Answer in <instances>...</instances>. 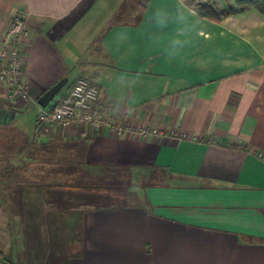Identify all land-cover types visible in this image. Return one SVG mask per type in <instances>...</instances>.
I'll use <instances>...</instances> for the list:
<instances>
[{
  "label": "crops",
  "instance_id": "0c3cea01",
  "mask_svg": "<svg viewBox=\"0 0 264 264\" xmlns=\"http://www.w3.org/2000/svg\"><path fill=\"white\" fill-rule=\"evenodd\" d=\"M201 1L233 9L0 0V36L27 16L31 96L0 87V264H264V11ZM63 77L161 132L39 125L38 98Z\"/></svg>",
  "mask_w": 264,
  "mask_h": 264
},
{
  "label": "built area",
  "instance_id": "2783aa9c",
  "mask_svg": "<svg viewBox=\"0 0 264 264\" xmlns=\"http://www.w3.org/2000/svg\"><path fill=\"white\" fill-rule=\"evenodd\" d=\"M16 10L6 23L0 36V87L4 86L7 99L30 103L31 96L20 77L24 61L26 19ZM39 125L61 123L69 125H106L115 133L139 131L145 134H159V129H143L137 125H127L117 116H107L100 99L98 87L85 78H77L61 90L45 105H38Z\"/></svg>",
  "mask_w": 264,
  "mask_h": 264
},
{
  "label": "trees",
  "instance_id": "16d2710c",
  "mask_svg": "<svg viewBox=\"0 0 264 264\" xmlns=\"http://www.w3.org/2000/svg\"><path fill=\"white\" fill-rule=\"evenodd\" d=\"M234 1L238 6L243 7L246 5H251L264 11V0H234ZM193 7L196 8L198 13L215 18H219L222 15H226L230 13L233 9L232 6H229L225 11H217L213 8V5L209 4V2L201 1V0H195V4L193 5Z\"/></svg>",
  "mask_w": 264,
  "mask_h": 264
},
{
  "label": "water",
  "instance_id": "95a60500",
  "mask_svg": "<svg viewBox=\"0 0 264 264\" xmlns=\"http://www.w3.org/2000/svg\"><path fill=\"white\" fill-rule=\"evenodd\" d=\"M68 78L63 77L53 86H51L47 91H45L39 98L38 103L41 106H45L66 84Z\"/></svg>",
  "mask_w": 264,
  "mask_h": 264
},
{
  "label": "rangeland",
  "instance_id": "374dc122",
  "mask_svg": "<svg viewBox=\"0 0 264 264\" xmlns=\"http://www.w3.org/2000/svg\"><path fill=\"white\" fill-rule=\"evenodd\" d=\"M163 180H164V178L158 180L157 182H152V183H153L154 185H156V184H159V185H160V184L163 182ZM93 184H96V183L93 182ZM146 184H148L146 181H141V182L137 181V182H133V183H132V186H131V189L134 190V191H136V192H138V188H137L136 185H138V186H142V188L145 189V185H146ZM114 186H116V189H123V186H118L117 184L114 185ZM134 195H135V194H133L132 199H128V200H132V201L139 200V198H136L138 195H135V196H134ZM113 201H114V200H113ZM123 201H124V199L119 198V197H117V198L115 199V202H123Z\"/></svg>",
  "mask_w": 264,
  "mask_h": 264
}]
</instances>
